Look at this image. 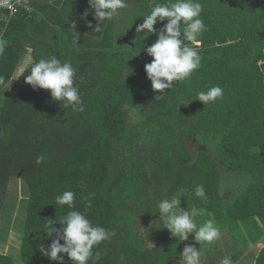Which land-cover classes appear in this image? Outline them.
I'll use <instances>...</instances> for the list:
<instances>
[{"label":"trees","instance_id":"16d2710c","mask_svg":"<svg viewBox=\"0 0 264 264\" xmlns=\"http://www.w3.org/2000/svg\"><path fill=\"white\" fill-rule=\"evenodd\" d=\"M126 2L101 32L88 0H22L15 12L0 6V83L24 50L36 61L55 55L74 67L84 108L64 109L49 90H34L28 72L0 101V220L16 180L27 210L19 253L0 254V264H60L40 246L56 239L46 225L61 228L71 210L113 233L94 246L88 264H121V256L123 264H182L185 241L162 227L157 207L173 197L182 209L203 210L199 226L213 219L252 245L264 239V0H199L207 29L201 66L163 94L141 65L151 62L144 48L158 36L144 39L136 27L167 0ZM213 86L223 99L206 106L195 100ZM197 185L206 202L194 195ZM65 191L75 193L74 209L56 204ZM139 222L159 235L152 248ZM254 262L264 264V247Z\"/></svg>","mask_w":264,"mask_h":264},{"label":"clouds","instance_id":"9594fccd","mask_svg":"<svg viewBox=\"0 0 264 264\" xmlns=\"http://www.w3.org/2000/svg\"><path fill=\"white\" fill-rule=\"evenodd\" d=\"M88 3L94 10V19L97 20L95 32H101V24L104 21L111 20L121 9L127 7L126 0H88ZM202 11L199 0H167L165 3H156L150 14L144 16L143 23L137 25L136 32L143 33L144 39L152 34L158 36L153 44L144 48L152 58L144 68L154 92L163 94L166 89L173 87L174 82L190 80L192 74L200 68V36L207 30L200 19ZM83 15L86 17L88 10H85ZM158 22L162 24L159 31L154 27ZM5 47L6 42L0 40V55ZM25 72L29 73L25 77V83L34 90H49L52 99L60 102L64 109L71 108L74 112H83V100L74 82L76 72L70 62H62L55 55L39 61L28 57L16 78ZM220 99H223V89L213 86L207 91L197 93L195 100L206 106ZM194 195L207 201L203 185L196 186ZM74 197V192L65 191L56 197V204L74 209ZM180 202L179 198L173 197L158 203L159 221L163 228L180 241L188 240L189 234H193L194 240L199 244L212 243L220 238V229L213 219L207 220L202 226L198 225L196 217L202 214V209L192 207L185 210L179 206ZM87 206H91L90 199ZM54 224L50 222L46 225L45 233L48 237L55 234L56 239L52 240L47 249L41 245L40 251L49 260L59 261L60 264H63V256L58 254H66L72 264H88L93 258L94 246L109 240L113 235L104 227L93 226L92 222L77 210L69 211L62 218L59 223L61 228L54 227ZM61 240L63 244L60 243ZM181 256L183 264H201V251L193 244H186ZM95 259H100L98 252ZM120 260L123 264L124 257L121 256ZM220 264H232V260L226 256Z\"/></svg>","mask_w":264,"mask_h":264},{"label":"rangeland","instance_id":"374dc122","mask_svg":"<svg viewBox=\"0 0 264 264\" xmlns=\"http://www.w3.org/2000/svg\"><path fill=\"white\" fill-rule=\"evenodd\" d=\"M28 57H32L31 52L29 50H24L20 62L12 71V73L9 74L11 75L10 78L6 82L0 83V101L5 99L8 94L17 91V89L19 88L24 74H22L18 78L16 77L18 76L20 68L24 66V62ZM148 58L152 60L151 57ZM141 65H145V63H141ZM1 104L2 103L0 102V107ZM22 185L23 182H21L20 180H16L14 183L11 182L9 187V196L11 197L12 203L9 199V204L3 211V216L0 220V254H4L7 256H17L21 244V235L24 229L27 211L23 203L24 195L23 193L21 194V191L23 192ZM15 203L17 204L15 205ZM179 206L182 207L181 204ZM137 227L142 234H147L144 235V241L147 247L152 248L155 244H157L159 239L158 234H148L145 226L142 225L141 222L138 223ZM189 240L193 243V234H190ZM241 241L244 242V246L248 245L252 248L255 247V245H252L249 238H244V235L242 236ZM222 242L223 240L221 241V243ZM226 243L227 242H225L224 240L221 245L225 246ZM201 264L204 263L201 262Z\"/></svg>","mask_w":264,"mask_h":264},{"label":"crops","instance_id":"0c3cea01","mask_svg":"<svg viewBox=\"0 0 264 264\" xmlns=\"http://www.w3.org/2000/svg\"><path fill=\"white\" fill-rule=\"evenodd\" d=\"M219 229L221 233L220 238L212 243L202 242L199 244L195 240L192 243L188 239L185 241V245L193 244L197 250L200 249L201 262L204 264H220L221 260L226 256L231 258L232 264H255L254 259L256 253L259 249L264 247V239L252 248L248 245L244 246V242L241 241L242 239H240V237L235 238L232 234L233 232L228 228ZM222 240L223 242L224 240L227 242L225 246L221 245L223 243H221Z\"/></svg>","mask_w":264,"mask_h":264},{"label":"built area","instance_id":"2783aa9c","mask_svg":"<svg viewBox=\"0 0 264 264\" xmlns=\"http://www.w3.org/2000/svg\"><path fill=\"white\" fill-rule=\"evenodd\" d=\"M22 2V0H0V6L1 7H5L8 10H10L11 12H15L16 7H15V2Z\"/></svg>","mask_w":264,"mask_h":264}]
</instances>
